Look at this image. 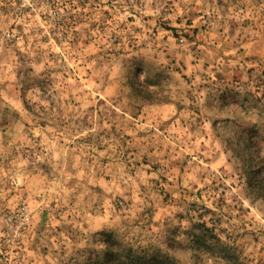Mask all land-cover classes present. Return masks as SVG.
Segmentation results:
<instances>
[{
	"label": "rangeland",
	"instance_id": "rangeland-1",
	"mask_svg": "<svg viewBox=\"0 0 264 264\" xmlns=\"http://www.w3.org/2000/svg\"><path fill=\"white\" fill-rule=\"evenodd\" d=\"M0 264H264V0H0Z\"/></svg>",
	"mask_w": 264,
	"mask_h": 264
}]
</instances>
